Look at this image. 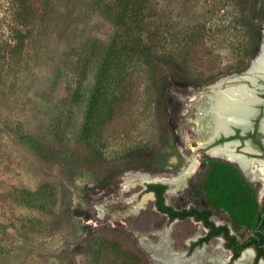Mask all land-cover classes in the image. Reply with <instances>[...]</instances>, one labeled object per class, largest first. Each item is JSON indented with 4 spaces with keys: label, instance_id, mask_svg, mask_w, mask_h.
I'll return each instance as SVG.
<instances>
[{
    "label": "rangeland",
    "instance_id": "rangeland-1",
    "mask_svg": "<svg viewBox=\"0 0 264 264\" xmlns=\"http://www.w3.org/2000/svg\"><path fill=\"white\" fill-rule=\"evenodd\" d=\"M9 1L0 0V40L11 36L5 26ZM255 1L249 14L258 15L257 40L243 68L236 55L244 30L235 26L241 14L231 0L220 15L228 25L224 43L198 47L184 68H142L123 97L127 106L113 120L96 112L99 128L84 132L98 57L116 27L100 0H52L19 59L0 67V264H159L151 251L164 235L182 253L196 225L170 224L153 197L144 196V185L125 178L146 174L171 190L162 179L174 180L197 160L186 186L166 201L176 209L206 205L202 183L221 160L196 138L194 98L218 80L238 77L258 53L264 0ZM154 42L158 52L174 51L165 41ZM132 71L129 65L128 76ZM126 86L122 80L118 91ZM75 153L97 158L71 180L66 160ZM223 219L222 213L214 218ZM232 230L243 238L238 227ZM218 251L224 253L214 240L212 252Z\"/></svg>",
    "mask_w": 264,
    "mask_h": 264
},
{
    "label": "trees",
    "instance_id": "trees-1",
    "mask_svg": "<svg viewBox=\"0 0 264 264\" xmlns=\"http://www.w3.org/2000/svg\"><path fill=\"white\" fill-rule=\"evenodd\" d=\"M229 1L231 0H106L102 3L100 0L103 13L114 24L116 30L110 43L102 48L98 57L99 66L87 105L84 132H93L99 128L94 122L96 112L111 114L112 119L117 109L127 106L123 97L127 96L134 77L142 72V68L159 66L184 68L188 66L192 53L198 47L208 42L224 43L228 25L221 21L220 15L224 7L222 5ZM232 1L241 14L235 26L238 25L244 30L243 38L237 42L242 52L236 55L240 58L237 66L243 68V63L249 58L257 40L258 15L249 14L250 5L256 1ZM9 3L5 26L6 33L9 32L11 36L0 40V67L6 63L8 66L12 60L19 59L20 54L37 32L43 17L41 12L49 8L52 0H10ZM255 9L257 13L259 8ZM154 39L165 41L174 51L169 49L158 52L155 49ZM129 65L133 67L130 76L126 72ZM122 80L127 82L124 93L118 91ZM102 91L104 95H108L105 100L100 94ZM100 99L103 105L101 110H99ZM112 120L106 124L112 123ZM40 147L41 153L47 158L49 151L44 144ZM96 158L97 155L94 153H75L71 159L66 160V171L70 179L73 180L81 168L93 167ZM58 163L62 164V162ZM241 182V176L236 169L228 170L222 161H214L202 183V188L209 204L216 209L227 208L238 220L241 218L238 209ZM167 189L168 186L165 184L149 186V190L157 192L158 209L170 212L173 218L185 217L193 213L209 215L213 213L212 210L196 209L176 211L165 204L164 192ZM226 230L229 231L227 228ZM228 238L237 240L236 236ZM247 245L249 244L243 245L242 248ZM239 255L240 249L235 253L234 259Z\"/></svg>",
    "mask_w": 264,
    "mask_h": 264
},
{
    "label": "flooded vegetation",
    "instance_id": "flooded-vegetation-1",
    "mask_svg": "<svg viewBox=\"0 0 264 264\" xmlns=\"http://www.w3.org/2000/svg\"><path fill=\"white\" fill-rule=\"evenodd\" d=\"M249 67L238 77L218 80L215 87H207V90L196 93L197 96L193 103L195 110L193 123L197 140L201 144L207 143L206 152L213 159L221 160L228 170L236 169L241 176V196L238 205L241 218L235 219L227 208L216 209L208 201L201 207L189 206L176 209L166 201L168 187L164 192L167 206L181 212L193 209L212 210L213 212L210 215L208 213H193L185 217L173 218L170 212L158 209L156 205L157 192L149 190L151 185L144 189V195L154 194L152 197L157 210L167 218L170 224L191 220L196 225L195 235L186 242L187 247L182 251L184 260L194 258L197 251H203V257L198 259L201 260L200 264H208L207 259L210 260V257L214 255L212 252L213 241L218 240L219 248L228 256L227 264H233L249 249L253 257L248 264H261L264 261V91H262L264 90V72L261 73L259 70L248 72ZM239 86L245 87L254 100L248 104L246 119L243 122L230 120L223 128L216 131H204L202 122L204 109L201 110L203 107L197 104L200 98L208 97L214 92H224L228 87ZM201 140L203 141L201 142ZM219 213H222L224 217L220 222L214 220L215 215ZM233 227H238L239 232H243L242 239L233 232ZM230 236H236L237 240L228 238ZM245 244L249 245L242 248ZM239 249L240 255L234 259V255Z\"/></svg>",
    "mask_w": 264,
    "mask_h": 264
},
{
    "label": "bare ground",
    "instance_id": "bare-ground-1",
    "mask_svg": "<svg viewBox=\"0 0 264 264\" xmlns=\"http://www.w3.org/2000/svg\"><path fill=\"white\" fill-rule=\"evenodd\" d=\"M264 48V47H263ZM252 71L257 72L258 70L262 73L264 72V49L261 55L256 58L252 64ZM253 97L246 91L243 86L239 87H228L224 92H214L210 96H203L198 101V105L203 107V130H218L223 128L227 122L230 120H238L243 122L248 116V104L253 102ZM200 109V108H199ZM203 140H201L202 142ZM198 162L195 160L190 164L182 173L178 175L174 180L162 179L164 182L171 183L172 189L169 190L170 193L182 189L186 186V182L190 176L196 170ZM157 178L148 176L146 174H132L125 178L126 183L135 185L136 183H142L144 181H161L155 180ZM168 192V193H169ZM152 197L148 195L146 198ZM146 199L143 204H146ZM168 236H162L160 244L158 246L152 247V254L156 258L159 264H200L201 260L199 257H203V251H197L195 257L192 259L184 260L182 258V253L174 251L168 246ZM208 260V264H227L228 256L225 253L217 252L213 253ZM251 250H246L242 257L235 262V264H248L252 259ZM197 258V259H196ZM264 264V261L261 262Z\"/></svg>",
    "mask_w": 264,
    "mask_h": 264
},
{
    "label": "water",
    "instance_id": "water-1",
    "mask_svg": "<svg viewBox=\"0 0 264 264\" xmlns=\"http://www.w3.org/2000/svg\"><path fill=\"white\" fill-rule=\"evenodd\" d=\"M263 37H262V41H261V44H260V47H259V51H258V53L254 56V58L251 60V63H250V67H249V69L247 70L248 72H250L251 71V68H252V64L254 63V60L256 59V58H258L260 55H261V53L263 52V47H264V24H263ZM246 71V72H247ZM217 85V82H215V83H213V84H211L210 86H208V87H210V88H213V87H215ZM198 94V93H197ZM195 96H197V95H195ZM203 147H207V143H205V144H203ZM163 182V181H162ZM142 184L144 185V189H146V188H148V186L149 185H153V184H157L155 181H144V182H142ZM169 190V189H168ZM145 195H154L153 193H147V194H145ZM144 195V196H145ZM243 255V254H242ZM242 255L238 258V259H236L235 261H234V263L233 264H235V262L236 261H238L241 257H242Z\"/></svg>",
    "mask_w": 264,
    "mask_h": 264
}]
</instances>
